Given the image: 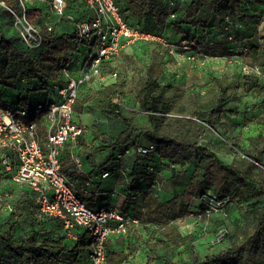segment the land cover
Here are the masks:
<instances>
[{
  "label": "trees",
  "instance_id": "1",
  "mask_svg": "<svg viewBox=\"0 0 264 264\" xmlns=\"http://www.w3.org/2000/svg\"><path fill=\"white\" fill-rule=\"evenodd\" d=\"M64 1L65 13L76 22L90 18L82 0ZM115 2L129 28L162 37L187 58L206 59L208 65L199 72H208L202 84L194 76L189 84L184 73L165 70L167 62L175 61L170 47L164 49L163 57L155 49L148 53L156 43H138L127 48L132 52L146 49V59L134 56L141 67L125 69L121 75L117 70L120 56L113 58L102 64L101 71L116 73L117 78L80 89L73 106L74 122L81 125L76 117L88 113L112 127L109 132L97 124L92 127V132L102 136L101 145L84 135L76 146L65 145L61 172L79 192L86 188L89 195L108 172L122 186L117 193L136 196L131 206L138 205L140 226L107 239V264L127 260L134 242L127 243L125 254L111 250V241L129 239L136 228L150 231L137 238L146 264H264V0ZM4 5L16 8L17 0ZM48 23L53 30L43 31V49L26 50L0 4V108L24 110V121L36 124L41 140L48 112L37 107L45 105L54 87L62 84L67 52L77 45L73 24L69 23V32L57 35L56 21ZM182 43L189 52H184ZM221 62L227 66L215 69L214 64ZM244 67L258 68L261 74H245ZM131 80L136 83L134 89L129 87ZM243 96L257 97L258 109L251 111L244 104L241 108ZM211 130L218 133L221 144L204 142ZM147 145L154 151L136 152ZM219 151L233 155L230 164L220 162ZM72 156L80 159L85 173L93 178L89 188ZM5 184L0 189L10 194L5 202L11 210L0 205L4 209L0 208V264H91L88 233L80 227L66 230L59 219L40 213L31 190ZM206 195L227 199L223 210L206 217L201 205ZM84 197L95 209L93 193ZM189 217L193 230L182 233ZM220 231L225 235L218 239Z\"/></svg>",
  "mask_w": 264,
  "mask_h": 264
},
{
  "label": "built area",
  "instance_id": "2",
  "mask_svg": "<svg viewBox=\"0 0 264 264\" xmlns=\"http://www.w3.org/2000/svg\"><path fill=\"white\" fill-rule=\"evenodd\" d=\"M36 0H17L16 8L1 3L8 11L12 27L17 33L19 43L29 51L43 49L46 33L53 30V24L47 23L44 30L30 19L28 3ZM90 13V18L76 22L75 17L65 13L64 0H43L57 21L67 20L74 25L76 48L67 52V59L61 69L63 82L54 87L52 97L43 106L48 115L41 140L35 123H26V113L20 109L0 108V183L8 181L15 187H25L35 194V203L44 216L59 219L66 230L82 228L90 235L89 259L91 264H107L105 243L115 235H125L129 228L139 227L136 218L128 216L118 203L113 208L93 209L88 206L75 186L61 172L60 156L65 145L76 146L78 139L85 134L83 126L73 120V106L83 86L106 84L117 77L116 73L104 75L101 66L104 62L116 58L129 46L138 43H156L164 47L171 46L160 36L145 34L129 28L121 17L115 0H82ZM194 61L189 57L188 61ZM206 62V59H199ZM203 63V64H204ZM245 74L260 75L258 68L244 67ZM154 151L152 145L139 146L136 152L146 155ZM126 155H129L126 151ZM120 159L123 156H119ZM77 169L84 174L86 186L92 177L85 173L78 157H71ZM109 177L103 173L100 180ZM117 194L122 204L131 206L136 196L127 197ZM8 192L2 194L0 205L10 211ZM227 199L218 200L206 195L201 199L206 217L223 210ZM192 218L193 214L190 215ZM148 227L149 225H145ZM149 228V227H148ZM225 235L219 233L218 239ZM71 239L75 237L69 233Z\"/></svg>",
  "mask_w": 264,
  "mask_h": 264
},
{
  "label": "rangeland",
  "instance_id": "3",
  "mask_svg": "<svg viewBox=\"0 0 264 264\" xmlns=\"http://www.w3.org/2000/svg\"><path fill=\"white\" fill-rule=\"evenodd\" d=\"M4 1H5L4 2L5 4L8 2V0H4ZM31 3L32 2L28 3L30 9L33 8ZM0 4H1V2H0ZM30 5H31V7H30ZM49 14H50V11H49L48 8H45L43 11H39V10H36V11L32 10V12L29 11L30 19L33 22H35L40 28H42L47 23V19H48L47 15H49ZM40 18H44V19L41 20ZM40 20L43 22L42 24L39 23ZM263 29L261 28V31H262L261 34L264 36ZM182 45L184 47L183 48L184 52H189V51H187L188 50L187 45L185 43H182ZM165 48H167V47H164V46L159 45V44H152V45H150L148 53L155 49L156 51L158 50L159 53L161 52V56L165 57L164 56L165 55V52H164ZM130 55H133V57H130ZM146 55H147L146 54V49L138 48L135 52H132L130 48H127L126 50H123L122 54L120 53V55H119L120 58L118 59V65H117L118 69L117 70L119 71V74H120V72H121V75L124 74L125 73V69H127L128 72H129V69L131 67L133 69H134V67H138V68L141 67L140 64L138 63L137 59L138 58L139 59H146ZM170 55L174 56L175 61L174 62H167L166 65H165V70L169 71V73H175V74L184 73L185 75H187V79H188V83L189 84H191V78H193V76H194V78H196L195 82H197V84L200 83V82H201L200 84L203 83L201 81V78L202 77L203 78L207 77L208 69L206 71H203V72H199V71H200V68H202L203 66L208 65L207 61L204 63V61L199 60L200 59L199 57H195L193 59L194 61H191V59H190V61H188V58L186 57L185 53L184 54L178 53V52H176L175 48H171ZM134 56H136L137 59ZM222 64H224V65L221 66ZM214 65H215V67H214L215 69L222 68V67L224 68V67L227 66L226 62H221V64H219V65H218V63L214 64ZM232 70H233V66L228 69L230 74H232V72H233ZM110 81H113V80H108L107 82H110ZM92 85L93 84H91L89 86L91 87ZM129 87H130V89H134L136 87V83H135L134 80L130 81ZM256 100H257V97H254V96L253 97L252 96L251 97L243 96L240 99V101H241L240 106L242 108V106L244 104L245 106L250 107L251 111L255 107L254 110L256 111L258 109L257 108L258 105L255 106L256 105L255 104ZM76 120L85 129L84 138L86 140H88V141L91 140V139H94L93 141H94V144H96V146L97 145H101L100 138L102 136L97 135L96 132H92V127L94 126V124L95 125L96 124L99 125L100 126V130H102L104 132H109L110 128L112 127V125L110 123L104 121L100 117H97L95 114L84 113V114L76 117ZM96 135L98 136V138L95 140L94 136H96ZM219 138L220 137H219L218 133H216L215 131L211 130V131H209L207 133L206 137L204 138V142H208L210 144L219 145V144H221ZM102 145H105V144L103 143ZM218 158H219L221 163H223L225 165H228V164L231 163L233 155L232 154H227L224 151H219L218 152ZM97 162H99V160H97ZM103 183H105V181ZM6 186H7V184L0 183V187L1 188L2 187H6ZM0 208L3 209L2 207H0ZM1 209H0V211H1ZM193 219L191 220V218L189 217V219H187V222L183 223L184 227H181V230L182 229H184V230L189 229L190 230V228H191V230H193V227H192L193 225L191 226V223H192ZM226 224H227V228L226 229L230 231L231 230L230 221L227 220ZM173 225H175V223ZM196 228H198V226H195V229ZM177 258H180V255H178Z\"/></svg>",
  "mask_w": 264,
  "mask_h": 264
},
{
  "label": "crops",
  "instance_id": "4",
  "mask_svg": "<svg viewBox=\"0 0 264 264\" xmlns=\"http://www.w3.org/2000/svg\"><path fill=\"white\" fill-rule=\"evenodd\" d=\"M31 5L33 7L30 9L31 12H32V10L43 11L46 8L45 4L43 3V0H36V1L32 2ZM31 5H30V7H31ZM47 17H48L47 23L49 21H54V20L56 21V23L54 25V30H55V33L57 35L64 34V33H67L70 31V29H71L70 24L67 22H64V21L63 22L57 21L55 19V17L51 14V12L49 15H47ZM40 19L43 20L44 18H40ZM41 20L39 21V23L42 22ZM44 26H43V28H44ZM43 28H41V29H43ZM37 105H39V104H37ZM82 175H84V174H82ZM104 181H105V183H103ZM96 186H97V188H95V190L90 191V195L93 193V197L96 200L95 202L97 203V206L95 209H98V208L103 207V206H105L107 208H113L114 204L118 203V205L121 206V210L123 212H126L128 214V216H130V217L133 216V218L137 217L136 216L137 215L136 211L138 209L137 203H135L134 206L122 204V200L119 198V196L117 194L112 193L115 191L119 192L120 188L122 187L121 184H118L112 176H109L105 180H101L100 183ZM90 195L86 194L85 197H84V195L83 196L81 195V198L84 197L87 199ZM145 230L142 228H136L135 230L132 231V233H130L129 239H125L123 242H121L119 240H117L119 242H116L114 239L116 237L112 238V241H111L112 244H111L110 249L111 250H120L121 252H124L125 254H127V252H129L128 247H127V243L130 242V244H131L134 242V244H132V246H134V248L130 247L131 255L122 264H146L147 260H146L145 254L143 253L142 248H141V240L140 239L137 240L138 237L144 238V235L146 234V232L150 233L149 230H146V231ZM190 230H191V228H190ZM190 230L189 229L186 231L183 230L182 233L183 232L184 233L189 232ZM150 264H159V263L153 262Z\"/></svg>",
  "mask_w": 264,
  "mask_h": 264
}]
</instances>
